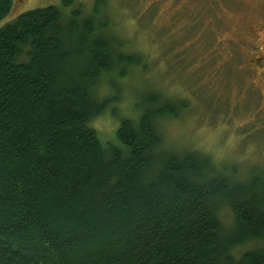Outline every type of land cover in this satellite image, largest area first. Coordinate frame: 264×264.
Returning <instances> with one entry per match:
<instances>
[{"label":"trees","instance_id":"16d2710c","mask_svg":"<svg viewBox=\"0 0 264 264\" xmlns=\"http://www.w3.org/2000/svg\"><path fill=\"white\" fill-rule=\"evenodd\" d=\"M13 1L0 0V264H264V166L164 141L189 108L165 95L151 54L131 50L112 1L84 15L61 0L14 19ZM142 1L122 7L141 31L163 4L139 13ZM165 1L175 13L149 41L165 49L167 34L177 57L208 60L217 76L208 17ZM105 113L111 138L93 126Z\"/></svg>","mask_w":264,"mask_h":264},{"label":"rangeland","instance_id":"374dc122","mask_svg":"<svg viewBox=\"0 0 264 264\" xmlns=\"http://www.w3.org/2000/svg\"><path fill=\"white\" fill-rule=\"evenodd\" d=\"M73 1L81 5L86 15L92 12L97 0ZM111 1L113 7L110 10L116 11L119 32L128 41L131 50L150 53L151 74L162 79L159 86L165 95L184 100L189 108L178 122L164 125V141L179 150L194 149L208 154L220 164H238L242 169L264 166V75H257L249 64L264 55L260 48V45L264 48V0H174L179 11L182 8L184 12L191 10L195 14L202 11L208 17L204 28L213 30L215 34L216 41L209 50L213 48L219 58L215 66L217 76L210 74L208 60L195 65L189 59L177 57L175 45L168 41L167 34V39H161L165 40L162 43L165 49L159 47L158 39H153L155 43L149 41L146 33L157 37L162 26L175 13H172L174 8L170 2L162 0L161 11L153 24L141 31L132 13L123 10L124 0ZM152 1L143 0L135 9L141 13L143 4ZM13 4L10 18L32 9L59 7L61 0H14ZM99 15L102 16V13ZM0 24H3V20ZM184 48L180 47V50ZM233 60H237L238 64L233 65L232 73L226 80L228 74L225 65H231ZM202 69L206 77L200 79L204 75ZM261 69L264 70V63ZM200 81L204 86L196 87ZM129 83L133 87L134 82L125 84L121 102L125 108L133 99L129 96ZM93 126L102 137L111 138L117 121L105 113L94 121ZM224 216L228 223L230 216L227 211ZM246 248L248 246H243L235 252L239 254Z\"/></svg>","mask_w":264,"mask_h":264},{"label":"flooded vegetation","instance_id":"af4514ba","mask_svg":"<svg viewBox=\"0 0 264 264\" xmlns=\"http://www.w3.org/2000/svg\"><path fill=\"white\" fill-rule=\"evenodd\" d=\"M261 51H264V48L262 45H260ZM254 67V72H257V75H264L263 71L261 68L263 67L264 63V55H261L260 57L255 58L254 60L251 61Z\"/></svg>","mask_w":264,"mask_h":264}]
</instances>
